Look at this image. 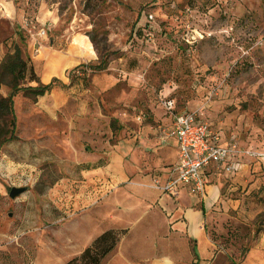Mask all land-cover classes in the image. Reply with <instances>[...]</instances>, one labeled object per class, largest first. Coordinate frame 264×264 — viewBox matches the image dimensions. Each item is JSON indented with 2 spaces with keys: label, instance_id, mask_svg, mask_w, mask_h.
<instances>
[{
  "label": "rangeland",
  "instance_id": "1",
  "mask_svg": "<svg viewBox=\"0 0 264 264\" xmlns=\"http://www.w3.org/2000/svg\"><path fill=\"white\" fill-rule=\"evenodd\" d=\"M41 29L44 36L38 35ZM13 37L30 46L38 77L43 60L34 59L44 48L70 54V45L84 41V52L74 53L78 66L105 61L104 70L72 69L65 85L57 80L55 86L71 96V107L79 89L87 91L89 105L94 97L102 99L106 115L138 118L136 112L152 111L167 118L170 111L194 112L222 140L233 139L249 152L242 158L255 170L226 200L243 201L246 213L259 214L241 224L231 211L220 221L227 236L211 233L217 241L212 264L242 263L256 237L264 236V0H0L1 47ZM92 75L98 85H108L104 93L97 95ZM8 92L1 87L0 97ZM50 103L22 91L14 97L16 139L0 146V264H41L44 240L58 249L59 225L72 216L76 197L81 191L93 197L94 179L82 175L86 165L69 145L66 124L74 112L48 116L38 110ZM11 188L24 191L10 199ZM258 257L264 264L258 250L249 264Z\"/></svg>",
  "mask_w": 264,
  "mask_h": 264
},
{
  "label": "crops",
  "instance_id": "2",
  "mask_svg": "<svg viewBox=\"0 0 264 264\" xmlns=\"http://www.w3.org/2000/svg\"><path fill=\"white\" fill-rule=\"evenodd\" d=\"M77 42L78 46L68 47L70 54L50 52L46 48L38 51L34 60H43L42 71L37 76L42 85L53 79L66 84V71L80 63L74 53L82 54L87 47L84 41ZM4 51L0 45V62ZM25 52L30 55L29 45ZM97 78L92 75L91 83L99 87L97 95H100L108 85L105 81L98 85ZM115 84L116 81L109 83ZM91 92L96 93L93 89ZM74 94L71 107L69 93L64 94L53 86L49 93L38 98L51 100L50 105L39 106L38 110L48 116L67 108L69 112L64 113L74 112V120L69 117L66 124L69 145L76 157H82L79 164L86 166H81L84 168L81 173L91 176L95 187L91 191L93 197L81 191L69 210L73 211L72 216L59 225L58 249L52 247L50 238L44 240L41 264H66L108 230L120 231L122 235L100 264H212L217 253L212 230L225 232L227 236L220 221L230 218L231 211L236 212L232 220L241 224L252 223L259 214L257 209L246 213L247 204L243 201L226 200L229 192L240 190L244 182L247 184L245 179L255 170V165L249 163L252 161L242 157L233 159L229 173L223 171V165L218 170L206 169L203 197L192 196L183 187L176 197L170 198L151 189L150 183L152 179L165 180L177 160L176 141L162 139L160 132L169 127L171 117H160L152 111L136 112L142 116L138 118L114 115V112L106 115L101 110L100 103L106 104L102 99L94 97L89 105L84 100L87 91L78 89ZM218 136L221 144L233 141ZM256 241L241 264H249L255 250L264 252V236L256 237ZM234 261L230 264H237ZM261 261L258 257L256 264H263Z\"/></svg>",
  "mask_w": 264,
  "mask_h": 264
},
{
  "label": "built area",
  "instance_id": "3",
  "mask_svg": "<svg viewBox=\"0 0 264 264\" xmlns=\"http://www.w3.org/2000/svg\"><path fill=\"white\" fill-rule=\"evenodd\" d=\"M44 34V29L38 32L39 36ZM165 107L172 110L171 102H167ZM170 116L169 127L160 129V132L162 139L173 138L176 141L177 160L165 180L152 179L150 183L151 189L165 196L174 198L181 188L186 187L190 195L203 197L206 169L218 170L223 165V171L229 173L233 159L249 154L241 151L234 141L221 144L218 134L194 112L174 115L170 111Z\"/></svg>",
  "mask_w": 264,
  "mask_h": 264
},
{
  "label": "trees",
  "instance_id": "4",
  "mask_svg": "<svg viewBox=\"0 0 264 264\" xmlns=\"http://www.w3.org/2000/svg\"><path fill=\"white\" fill-rule=\"evenodd\" d=\"M4 41L2 45L6 50L0 62V88L7 87L9 92L5 97H0V120L3 121V127H0V146L16 139L15 116L13 111V98L22 91L26 96L32 99H38L49 93L53 86L58 84L53 79L49 84L42 85L30 63L25 49L26 45L22 37ZM105 61L100 57L95 64L80 65L73 69L74 72L84 73L85 69L92 72L105 69ZM25 84V85H24ZM122 232L108 230L98 235L92 243L75 258L69 260L66 264H100L101 260L110 253L119 241Z\"/></svg>",
  "mask_w": 264,
  "mask_h": 264
},
{
  "label": "water",
  "instance_id": "5",
  "mask_svg": "<svg viewBox=\"0 0 264 264\" xmlns=\"http://www.w3.org/2000/svg\"><path fill=\"white\" fill-rule=\"evenodd\" d=\"M23 191H24V189H22V188H11L8 192V197L10 199H14V198L18 197Z\"/></svg>",
  "mask_w": 264,
  "mask_h": 264
}]
</instances>
